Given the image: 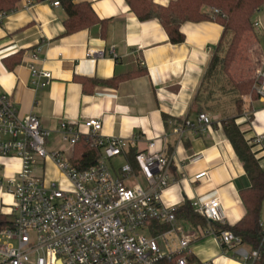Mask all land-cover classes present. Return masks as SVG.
<instances>
[{
  "label": "crops",
  "instance_id": "1",
  "mask_svg": "<svg viewBox=\"0 0 264 264\" xmlns=\"http://www.w3.org/2000/svg\"><path fill=\"white\" fill-rule=\"evenodd\" d=\"M82 1L90 2L96 14L107 20L104 36L98 25L65 34L66 11L50 0H20L14 11L0 15V94L8 95L22 115H37L41 126L50 131L48 150L61 151L63 156L70 150L67 159H71L75 147L57 131L61 122L72 123L84 131L87 119H99L103 124L100 135L104 137L130 139L141 135L133 146L137 150L145 149L149 138L166 135L168 155L173 156L174 162L163 202L181 206L186 201L219 198L225 221L217 226L235 225L246 213L240 191L250 186L249 177L223 130L221 113L201 111L212 120L210 127L202 130L199 112L193 105L223 36V26L214 21L185 22L181 26L185 41L173 44L157 19L139 20L126 0H75ZM170 1L154 0L163 6ZM262 39L261 24L254 28V34L246 35V47H252L248 53L250 60L240 59L235 64L232 72L237 81L249 77L250 64L255 68L254 52L259 66L264 68ZM89 49L104 50L105 56L89 57ZM17 56L20 60L15 63ZM31 64L52 73L48 86L34 85ZM130 72L142 73L117 85L102 83ZM82 79L99 83L84 86ZM86 87L92 90L87 91ZM228 111L235 112V107H228ZM187 121L194 126H186ZM237 123L264 167V148L256 141L259 137L264 139V98L245 97L243 114ZM176 126H183L182 134L175 132ZM116 158L121 163L116 167L113 159L115 169L126 161L134 163L129 152ZM20 164L17 158L0 159V174L14 176ZM39 169L48 178L61 177L51 161L36 168ZM204 171L207 176L196 180L195 176ZM184 224L191 227L195 237L190 246L193 260L248 264L251 250L246 244L228 249L205 233L214 230L210 224ZM261 224L264 229V201Z\"/></svg>",
  "mask_w": 264,
  "mask_h": 264
},
{
  "label": "built area",
  "instance_id": "2",
  "mask_svg": "<svg viewBox=\"0 0 264 264\" xmlns=\"http://www.w3.org/2000/svg\"><path fill=\"white\" fill-rule=\"evenodd\" d=\"M53 4L61 5L59 0ZM259 25L254 22V28ZM87 55L102 58L105 51L89 49ZM30 70L37 88L51 83L50 71L33 64ZM254 78L255 88L264 98L263 67H258ZM198 119L200 129L210 127L212 120L207 113H199ZM185 125L194 126L190 121ZM83 126L81 131L72 123L61 122L57 129L72 148L84 139L100 151L94 165L79 169L61 151L47 150L50 131L41 126L37 115H22L8 95L0 94V159L17 158L21 162L14 176L0 174L1 212L12 221L11 226L0 230V264H169L171 260V264H215L188 258L194 234L178 220L179 204L162 200L171 184L174 162L168 155L167 136L149 138L147 147L134 154L133 164L126 161L115 169L112 160L127 154L141 135L130 139L104 137L100 135L103 124L96 118L87 119ZM175 132L182 134L183 126H176ZM256 141L264 148L263 137ZM47 161L56 166L61 177L35 174L34 170ZM207 174L201 172L195 179ZM191 204L208 222L225 221L219 198L193 200ZM154 220L170 228L153 234ZM205 233L228 249L242 244L229 229ZM159 240L168 250L161 248ZM251 255L258 257V251Z\"/></svg>",
  "mask_w": 264,
  "mask_h": 264
},
{
  "label": "trees",
  "instance_id": "3",
  "mask_svg": "<svg viewBox=\"0 0 264 264\" xmlns=\"http://www.w3.org/2000/svg\"><path fill=\"white\" fill-rule=\"evenodd\" d=\"M19 1L0 0V15L14 11ZM59 2L67 14L64 20L65 34L98 25L101 28V35H105L107 20L101 19L96 14L90 2H75V0H59ZM126 2L139 20L157 19L173 44L185 41V34L181 30V26L185 22L214 21L223 26V36L215 49L193 105L197 107L199 113L207 109L214 113H221L223 130L237 156L243 162L250 180V186L240 191L246 213L233 226H217L219 222H208L194 211L190 201H186L179 206L176 216L178 220L193 226L208 227L210 224L216 233L221 232L219 230L221 227L231 230L243 244L249 246L251 251L247 262L264 264V241L262 240L264 229L261 224V210L264 201V167L260 166L252 145L246 140L241 125L237 123V119L243 114L245 97L250 96L255 100L260 96L255 88V78L235 81L229 72L241 38L246 31L254 28L253 16L264 4V0H171L166 6L157 4L154 0H126ZM228 36H230L229 43L224 51L225 40ZM20 54L22 51L18 55L20 56ZM19 56L15 58V63L19 62ZM141 73L130 72L111 80L102 81V83L117 85L120 81ZM82 82L84 86L89 83H92L91 86L99 83L98 81L89 82L88 79H82ZM85 90L91 91L92 87H86ZM231 106L235 107V112L228 111V107ZM137 151V147H132L129 150V155L134 156ZM99 154L100 151L97 148L81 139L76 144L70 161L79 169H85L97 162ZM11 225L12 221L9 216L0 211V230ZM169 228L168 224L155 220L151 222L153 234L164 233ZM255 250L258 251L256 258L251 255ZM188 258L193 259L190 254ZM172 261H169V264Z\"/></svg>",
  "mask_w": 264,
  "mask_h": 264
},
{
  "label": "rangeland",
  "instance_id": "4",
  "mask_svg": "<svg viewBox=\"0 0 264 264\" xmlns=\"http://www.w3.org/2000/svg\"><path fill=\"white\" fill-rule=\"evenodd\" d=\"M253 21L254 22H259L260 24H261V26H264V4L261 6V8L259 9V11L258 12H256L255 13V15L253 16ZM247 34H254V28L253 29H251V30H248V31H246L245 33H244V35H243V37L241 38V41H240V43H239V45H238V47H237V49H236V53H235V56H234V59H233V62L231 63V65H230V70H229V72H230V74H231V76H232V78L235 80V81H237L234 77H233V69L235 68V64L237 63V62H240V59L241 60H243V59H246V60H248L249 59V55H248V53L250 54V52H249V49H252V47H249V49L246 47L247 45H246V41H245V37H246V35ZM229 39H230V36H228L227 38H226V40H225V44H224V51H225V49H226V47H227V45H228V43H229ZM261 44H262V46H263V48H264V39H262L261 41ZM224 51H223V53H224ZM222 53V54H223ZM253 55V61H254V63L257 65H254L255 66V68L250 64L249 66L251 67V69H250V73H249V77H247V78H244L243 80H246V79H254V76H255V72H256V70L258 69V67H259V64H260V60H259V58H258V56L255 54V52H254V54H252ZM244 57V58H242V57ZM250 60V59H249ZM247 64V63H246ZM237 66V65H236ZM253 67V68H252ZM233 71V72H232ZM240 81V80H239ZM248 117L250 118L251 117V114L250 113H248ZM51 141V140H50ZM49 144H48V139L46 140V148H47V150L49 149ZM70 154H71V151L69 150L68 152H66V154L64 155V158L66 159V158H68L69 156H70ZM113 162L115 163V165H116V167H118L119 165H120V163H121V160L120 159H118V158H114V160H113ZM34 172H35V174H38V175H42L43 174V172L39 169V170H34ZM62 183L64 184V185H68V182L66 181V180H63L62 181ZM184 227H185V230L187 231V232H189L190 230H191V227L190 226H188V225H186V224H184ZM142 232L143 233H145V234H147V232L145 231V230H142ZM169 238V237H168ZM159 245L161 246V248H163V249H166V250H168V248H166L165 247V245H164V243H163V240H159Z\"/></svg>",
  "mask_w": 264,
  "mask_h": 264
}]
</instances>
